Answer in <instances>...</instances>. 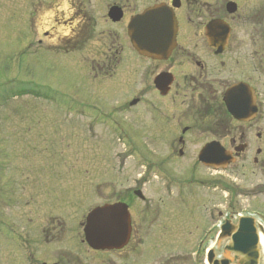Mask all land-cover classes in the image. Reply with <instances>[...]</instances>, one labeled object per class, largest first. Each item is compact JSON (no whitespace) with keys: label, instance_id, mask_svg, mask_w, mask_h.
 Masks as SVG:
<instances>
[{"label":"flooded vegetation","instance_id":"af4514ba","mask_svg":"<svg viewBox=\"0 0 264 264\" xmlns=\"http://www.w3.org/2000/svg\"><path fill=\"white\" fill-rule=\"evenodd\" d=\"M99 3L105 13L104 23L108 22L102 29L97 28L98 22L85 6L92 3L83 0L31 1L38 7L32 5L30 19L35 27L42 25L40 34L48 44L58 43L64 51L81 50L93 37L100 42L95 36L97 29L105 33V47L97 52L100 57L95 62L90 53L88 68L99 71L95 74L102 78L109 76V82L101 86L105 95L113 93L120 87L112 73L120 54L125 55L123 73L136 72L137 84L134 80L127 94L114 100L124 105L130 117L139 116L137 124L142 133L151 131L161 137L159 145L150 148L154 153H191L188 175L173 174L161 155L158 160H149L155 168L154 178L145 173L128 175L110 189L109 195H101L103 200L98 204L119 201L127 209V234L118 248L88 245L82 232L87 211L74 231L69 229L68 220L54 218L56 214L47 215V223L42 222L30 232L29 225L20 230L15 204L7 219L0 194V264H209V260L220 258L215 250L220 223L227 214L241 212L235 208L240 207L236 196L249 194L251 201L257 196L264 198V0ZM154 5L165 9L157 18H167L169 23L172 17L173 31L168 27L166 32L152 35L158 37L160 46L153 57L133 47L128 24L131 17ZM116 24L121 25V34L113 28ZM141 24L144 27L139 37L145 42L151 34L146 33L143 18ZM133 60L137 65H130ZM97 118L106 122L104 127L119 131H124L128 122L114 114H100L90 118V126ZM200 153L208 163L199 159ZM246 174L255 180L241 189L237 175ZM25 180L31 191L35 179ZM38 182L45 184L44 179ZM151 183L156 185L157 193L150 192ZM104 185L112 186L113 182ZM185 189L188 192L184 193ZM226 189L231 193L227 203ZM28 199L37 203L35 197ZM164 203L170 208L164 209ZM179 204H188L190 211H197L192 222L198 234L184 243L191 245L188 252L176 251ZM241 209L248 213L244 207ZM53 236L55 240H50Z\"/></svg>","mask_w":264,"mask_h":264},{"label":"rangeland","instance_id":"374dc122","mask_svg":"<svg viewBox=\"0 0 264 264\" xmlns=\"http://www.w3.org/2000/svg\"><path fill=\"white\" fill-rule=\"evenodd\" d=\"M31 1L35 0H0V194L3 216L8 219L15 204L20 230L29 225L30 232L42 222L46 224L47 215L56 214L54 218L68 220L69 229L74 231L86 210L100 203L101 195H109L110 189L128 175L137 177L145 171L148 177L154 178L155 168L143 160H158L163 155L165 167L178 177H186L191 153L186 152L184 156L172 153L170 156L164 151L154 153L150 148L155 147V143L159 145L161 137L154 136L151 131L142 133L137 124L139 116L130 117L124 113V105L114 100L127 94L134 80L137 84L136 72L123 73L125 55L120 54V62L112 73L122 90L112 89L113 93L105 95L106 90L101 85L109 82V76L102 78L95 74L99 71L88 68L90 53L94 62L97 61L100 57L97 52H101L106 42V34L98 31L108 24L104 23L105 13L99 0L83 1L92 3L85 6L92 11L94 22H98L95 36L100 37L101 44L93 37L81 50L68 51L62 50L59 44H48L40 36V29L35 31L30 11L32 5L35 8L38 4H30ZM113 28L121 34L120 24ZM130 65L137 63L133 60ZM80 108L82 113L78 112ZM105 113L128 121L125 141L117 129L103 126L106 122L98 120L103 118L101 116L90 126L93 115ZM124 115L129 117L125 119ZM148 117H151L150 113ZM121 160L120 173L113 166L118 167L117 162ZM237 176L241 189L248 188L255 180L251 174ZM27 177L35 179L31 191L25 182ZM38 179H44L45 184L39 185ZM226 180L231 181L228 176ZM109 181L113 185L105 187L104 183ZM155 186L150 184L151 193H157ZM29 196L35 197L37 203L29 200ZM229 197L231 195L227 194L226 203ZM236 197L240 207L235 208L258 211L253 214L264 227V198L257 196L256 201H251L249 194L243 193ZM162 207L167 210L170 204L164 203ZM189 207L179 204L177 208L178 252L191 250V245L184 243L198 234L192 222L196 220L197 211H190ZM55 236L50 240H55Z\"/></svg>","mask_w":264,"mask_h":264},{"label":"water","instance_id":"95a60500","mask_svg":"<svg viewBox=\"0 0 264 264\" xmlns=\"http://www.w3.org/2000/svg\"><path fill=\"white\" fill-rule=\"evenodd\" d=\"M159 7H149L142 14L136 15L130 20L131 42L135 48L149 55H156L160 47L157 40H145L138 38V22L144 17L146 31L151 35L164 29L160 21H166L154 16L159 15ZM146 19V20H145ZM167 24V23H166ZM165 24V30H166ZM126 212L124 205L120 203L104 204L90 210L86 217L84 226L85 237L88 242L98 247H113L119 245L124 239ZM125 222H124V221ZM218 239L225 245L222 250L223 256L220 260L211 261V264H259V245L255 222L252 217L236 216L227 217L221 225Z\"/></svg>","mask_w":264,"mask_h":264},{"label":"bare ground","instance_id":"6f19581e","mask_svg":"<svg viewBox=\"0 0 264 264\" xmlns=\"http://www.w3.org/2000/svg\"><path fill=\"white\" fill-rule=\"evenodd\" d=\"M255 226L259 228V225L257 224V222L255 223ZM258 235H259V243H260V248H261L260 261H261V264H264V231H259Z\"/></svg>","mask_w":264,"mask_h":264}]
</instances>
